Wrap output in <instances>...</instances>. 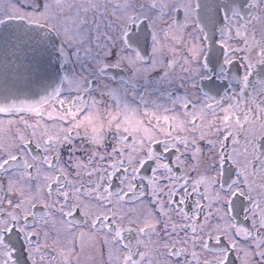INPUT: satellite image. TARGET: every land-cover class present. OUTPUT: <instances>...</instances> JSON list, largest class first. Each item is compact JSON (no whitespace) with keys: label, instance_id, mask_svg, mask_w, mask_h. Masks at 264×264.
<instances>
[{"label":"snow or ice","instance_id":"1","mask_svg":"<svg viewBox=\"0 0 264 264\" xmlns=\"http://www.w3.org/2000/svg\"><path fill=\"white\" fill-rule=\"evenodd\" d=\"M0 264H264V0H0Z\"/></svg>","mask_w":264,"mask_h":264}]
</instances>
